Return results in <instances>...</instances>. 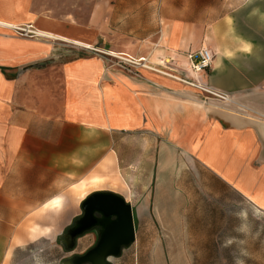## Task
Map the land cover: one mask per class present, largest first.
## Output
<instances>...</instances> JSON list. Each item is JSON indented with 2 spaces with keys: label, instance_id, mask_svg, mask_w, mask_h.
I'll list each match as a JSON object with an SVG mask.
<instances>
[{
  "label": "crops",
  "instance_id": "1",
  "mask_svg": "<svg viewBox=\"0 0 264 264\" xmlns=\"http://www.w3.org/2000/svg\"><path fill=\"white\" fill-rule=\"evenodd\" d=\"M78 1L0 0V264L72 223V180L108 168L201 169L264 214V0Z\"/></svg>",
  "mask_w": 264,
  "mask_h": 264
},
{
  "label": "rangeland",
  "instance_id": "2",
  "mask_svg": "<svg viewBox=\"0 0 264 264\" xmlns=\"http://www.w3.org/2000/svg\"><path fill=\"white\" fill-rule=\"evenodd\" d=\"M48 39L56 53L70 59L80 55L78 47ZM195 171L184 168L148 184L138 173L131 176L108 168L72 180L70 191L77 196L83 190L86 195L110 191L130 204L135 239L110 258V264H264V214L207 172ZM260 194L264 200V192ZM70 224H60L55 237L26 249L16 257L18 264H63L73 252L93 243L89 234L67 252L62 237ZM35 225L42 224L29 223L28 230Z\"/></svg>",
  "mask_w": 264,
  "mask_h": 264
},
{
  "label": "water",
  "instance_id": "3",
  "mask_svg": "<svg viewBox=\"0 0 264 264\" xmlns=\"http://www.w3.org/2000/svg\"><path fill=\"white\" fill-rule=\"evenodd\" d=\"M80 210L82 215L64 234L66 250L74 247L76 238L97 226L103 232L94 247L70 260L72 264H110L108 257H118L122 249L134 242L132 208L122 196L109 191L94 192L81 202Z\"/></svg>",
  "mask_w": 264,
  "mask_h": 264
},
{
  "label": "built area",
  "instance_id": "4",
  "mask_svg": "<svg viewBox=\"0 0 264 264\" xmlns=\"http://www.w3.org/2000/svg\"><path fill=\"white\" fill-rule=\"evenodd\" d=\"M19 31L23 32L24 36H27L28 34L31 35L32 37L35 36L33 29L31 26H28L27 28L20 29ZM26 31V32H25ZM29 31L30 33H27ZM213 60V55L210 50H208L205 46H202L197 52L188 54L187 55V61H188V66L192 74L198 75L201 72H204L211 64ZM119 65L122 68H125L127 64L129 63L127 59H119L118 60ZM201 90L207 93V90L200 87ZM217 98H220L224 101H228L229 99L223 96H215Z\"/></svg>",
  "mask_w": 264,
  "mask_h": 264
},
{
  "label": "flooded vegetation",
  "instance_id": "5",
  "mask_svg": "<svg viewBox=\"0 0 264 264\" xmlns=\"http://www.w3.org/2000/svg\"><path fill=\"white\" fill-rule=\"evenodd\" d=\"M82 215V212L81 214L76 218L78 219L80 216ZM75 219V220H76ZM74 220V221H75ZM74 221L65 229V232L64 234L67 232V230L73 225ZM103 232V228L100 227V226H97L95 228H93L92 230L86 232L85 234H83L82 236L78 237L75 239V245L72 249L70 250H67V252H73L76 248H77V241L79 239H82V238H85L86 236H88L89 234H91V238H92V242L91 245H89L87 248H85L84 250L80 251V252H73L70 256H68L67 258H65V260L63 261V264H68V262H70V260L75 257V256H80V255H83L85 254L89 249H91L92 247L95 246V244L98 242L99 238H100V235L101 233ZM64 234H63V237H62V242H63V246L64 248H66V244H65V240H64ZM123 250V249H122ZM110 258L112 257H108V262L110 263ZM69 264H72V262H70Z\"/></svg>",
  "mask_w": 264,
  "mask_h": 264
},
{
  "label": "bare ground",
  "instance_id": "6",
  "mask_svg": "<svg viewBox=\"0 0 264 264\" xmlns=\"http://www.w3.org/2000/svg\"><path fill=\"white\" fill-rule=\"evenodd\" d=\"M26 32V31H25ZM27 33H30L29 31H27ZM142 61V60H141ZM81 194H83V193H81ZM261 197V194H259V198Z\"/></svg>",
  "mask_w": 264,
  "mask_h": 264
}]
</instances>
